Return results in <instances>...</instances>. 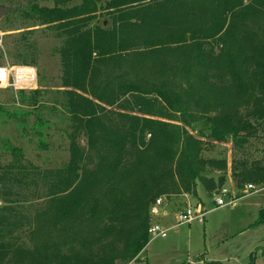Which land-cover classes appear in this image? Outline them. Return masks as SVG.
I'll return each mask as SVG.
<instances>
[{
    "label": "trees",
    "instance_id": "1",
    "mask_svg": "<svg viewBox=\"0 0 264 264\" xmlns=\"http://www.w3.org/2000/svg\"><path fill=\"white\" fill-rule=\"evenodd\" d=\"M41 1L53 6L25 16L62 40L63 91L51 104L31 91L27 106L42 149L49 119L63 123L69 159L50 173L45 209L24 217L12 199L29 189L23 153L8 149L0 264L136 261L155 200L223 189L227 163L203 157L212 143L241 152L230 168L237 189L264 185V165L244 150L264 137V0Z\"/></svg>",
    "mask_w": 264,
    "mask_h": 264
},
{
    "label": "rangeland",
    "instance_id": "2",
    "mask_svg": "<svg viewBox=\"0 0 264 264\" xmlns=\"http://www.w3.org/2000/svg\"><path fill=\"white\" fill-rule=\"evenodd\" d=\"M80 3L81 0H75L71 5ZM34 4L53 6L51 2L41 0H0V7L10 10L0 20V69H5L7 75L4 81H0V167L4 169L13 161L8 151L10 147L22 151L20 165L27 174L24 181L30 183L27 185L29 189L25 193L21 190L23 193L12 199L24 203V217L45 209L47 187L52 180L50 173L65 167L69 159V141L62 131L63 123L49 119L52 122L50 128H44L48 148L42 149L33 130L35 110L27 106L31 91H39L47 104L60 101L63 91L58 54L62 40L52 28L38 26L32 17L25 16ZM24 62L28 66H22ZM0 72L3 79L5 72ZM20 91H23L22 95ZM41 113L44 119L49 118L44 109ZM192 134L196 135L195 132ZM80 144L83 146L84 141L80 140ZM212 145L211 150L203 152V157L227 163L223 189L231 193L236 190L239 196L245 185L237 189L230 177V168L233 159H241V152H235L230 141ZM244 150L250 161L264 165L263 136L251 140ZM208 174L216 178L221 173L213 171ZM255 187L262 191L225 208H216L215 194L209 197L200 184L197 185V198L187 195L159 197L162 209L170 216L154 222L168 229L167 235L165 238H150L138 259L130 264H264V224H257L259 212L264 210V185ZM223 200L227 202L228 199ZM196 206L206 212L203 222L175 227L176 216L187 208L194 212Z\"/></svg>",
    "mask_w": 264,
    "mask_h": 264
},
{
    "label": "built area",
    "instance_id": "3",
    "mask_svg": "<svg viewBox=\"0 0 264 264\" xmlns=\"http://www.w3.org/2000/svg\"><path fill=\"white\" fill-rule=\"evenodd\" d=\"M0 71L5 72V77L3 79L0 78V81H4L7 77L6 70L0 69ZM1 74V72H0ZM1 77V76H0ZM262 191V189L255 187L251 184L245 185L244 190L240 193V195H236V190L232 193L227 191L226 189H221L219 192L215 193V207L216 208H225V207H233L235 202L240 199L245 198L246 196H250L252 194H257ZM223 198H227V202L223 200ZM150 215L152 219H157L159 217H164V210L162 209V204L160 199L155 200L150 208ZM206 215V212L203 211L201 206H196L194 212L190 210V208L186 209L183 213L176 216V225L175 227H179L182 225H189L194 221L203 222V219ZM168 229H163L157 222H152L148 229L149 237L152 239L156 238H165L167 235Z\"/></svg>",
    "mask_w": 264,
    "mask_h": 264
},
{
    "label": "water",
    "instance_id": "4",
    "mask_svg": "<svg viewBox=\"0 0 264 264\" xmlns=\"http://www.w3.org/2000/svg\"><path fill=\"white\" fill-rule=\"evenodd\" d=\"M10 12L9 9L0 7V20Z\"/></svg>",
    "mask_w": 264,
    "mask_h": 264
},
{
    "label": "crops",
    "instance_id": "5",
    "mask_svg": "<svg viewBox=\"0 0 264 264\" xmlns=\"http://www.w3.org/2000/svg\"><path fill=\"white\" fill-rule=\"evenodd\" d=\"M185 196H186V195H185ZM188 197H189V196H188ZM164 215H165L164 217H159V218H157L156 220H158V219H161V220L163 219V220H164L165 218H167V217L170 216L169 213H168L167 211H164Z\"/></svg>",
    "mask_w": 264,
    "mask_h": 264
}]
</instances>
